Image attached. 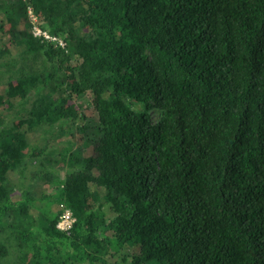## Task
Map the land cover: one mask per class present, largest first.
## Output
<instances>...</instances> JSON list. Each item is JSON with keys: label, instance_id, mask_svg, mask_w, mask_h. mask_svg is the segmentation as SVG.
<instances>
[{"label": "trees", "instance_id": "obj_1", "mask_svg": "<svg viewBox=\"0 0 264 264\" xmlns=\"http://www.w3.org/2000/svg\"><path fill=\"white\" fill-rule=\"evenodd\" d=\"M0 69V257L264 264V0H0Z\"/></svg>", "mask_w": 264, "mask_h": 264}, {"label": "rangeland", "instance_id": "obj_2", "mask_svg": "<svg viewBox=\"0 0 264 264\" xmlns=\"http://www.w3.org/2000/svg\"><path fill=\"white\" fill-rule=\"evenodd\" d=\"M27 21L30 23L31 27L28 29V31L31 33V35L33 36V38H39L41 35L45 36L44 38L46 40H48L49 42L53 43L54 46L56 47H62V48H67V42L65 41L64 38H61L59 36H55V35H52L49 31L43 29V26H45L44 22L42 21V19L40 17H38V15H36L34 13V11L29 7L27 8ZM26 21V23H27ZM23 29H25V25H23ZM11 47V43L8 39V37L6 38V41H4V43L1 45V48L4 49V48H10ZM4 61H8L10 63H13L16 65V70L19 69V68H22V64L25 62V59L23 60L21 58V52L19 49H11V54L8 55L7 57H5ZM33 62L32 61H26V67L28 65H31ZM23 64V65H24ZM40 65V64H39ZM28 69V68H27ZM10 75L8 74V72H6V70L3 71V69H0V94H2V92L4 91V89L6 88V82H8V77ZM35 98V97H34ZM34 98H31V101L29 104L26 105L25 109L28 110L31 108L32 106V102H33V99ZM18 111H22L23 109L22 108H19L17 109ZM16 113L17 111H6L4 113V115L7 116V121H11V120H16L15 116H16ZM20 114H25L24 113H20ZM153 118L155 119L156 116L154 115ZM44 132L41 131L37 136L31 138V141L33 143V147H44L45 144H46V141H44L43 138H41L42 134ZM39 164H33L30 168V170L28 171V179L26 180V183L27 184H30V183H33L32 181V176H31V173L33 172V170H37L39 169ZM61 176L62 178H65V171L63 170V168L61 169ZM21 187V186H20ZM19 189V188H18ZM41 190V193H40V197H41V194L42 195H46L48 197H55L57 196L56 195V191L54 190L53 187H50V186H47V187H42L39 189V191ZM19 193V192H18ZM55 205L52 206L55 210V212H58V207H61L62 209V215L60 216V219H59V224L58 226H61V228L63 229H60L61 231H68L71 226L74 224L76 218L74 216V213H73V210L69 207H67L66 205H58V203L56 202H53ZM52 208V210H53ZM111 215H109V217H111ZM68 219V220H67ZM61 224V225H60ZM7 233H5L3 236H2V241L5 243L6 247H7V251L9 253V255L7 257H0V264H19V260H20V257H21V253H20V249L18 247L19 245V241L18 239H16L15 237H13L12 235L15 233H13L12 230H6ZM8 232H11L12 235ZM132 251V250H131Z\"/></svg>", "mask_w": 264, "mask_h": 264}, {"label": "built area", "instance_id": "obj_3", "mask_svg": "<svg viewBox=\"0 0 264 264\" xmlns=\"http://www.w3.org/2000/svg\"><path fill=\"white\" fill-rule=\"evenodd\" d=\"M40 37H45V36L41 35ZM40 37H39V38H40ZM67 220H68V219H67ZM60 225H61V224H60ZM71 227H72V226H71ZM58 228H59V229H63V228H61V226H58ZM70 229H71V228H70Z\"/></svg>", "mask_w": 264, "mask_h": 264}]
</instances>
